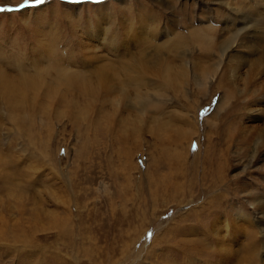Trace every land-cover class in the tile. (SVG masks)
<instances>
[{
    "label": "rangeland",
    "instance_id": "1",
    "mask_svg": "<svg viewBox=\"0 0 264 264\" xmlns=\"http://www.w3.org/2000/svg\"><path fill=\"white\" fill-rule=\"evenodd\" d=\"M0 264H264V0L0 12Z\"/></svg>",
    "mask_w": 264,
    "mask_h": 264
},
{
    "label": "snow or ice",
    "instance_id": "2",
    "mask_svg": "<svg viewBox=\"0 0 264 264\" xmlns=\"http://www.w3.org/2000/svg\"><path fill=\"white\" fill-rule=\"evenodd\" d=\"M44 2H45V0H24V3L20 4L17 9L0 7V12H4V11L11 12L14 10H20V9H24L26 7H31L33 4L39 5V4H43ZM81 2H83V0H81ZM92 2L93 3H99V2H101V0H92Z\"/></svg>",
    "mask_w": 264,
    "mask_h": 264
},
{
    "label": "bare ground",
    "instance_id": "3",
    "mask_svg": "<svg viewBox=\"0 0 264 264\" xmlns=\"http://www.w3.org/2000/svg\"><path fill=\"white\" fill-rule=\"evenodd\" d=\"M242 10V9H241ZM245 10V9H244ZM256 10V9H255ZM247 11V10H246ZM245 12V11H244ZM250 12V11H249ZM243 20H245L244 18H242ZM26 79V78H25ZM35 81V80H34ZM27 82V81H26ZM36 83V82H35ZM34 84V83H33Z\"/></svg>",
    "mask_w": 264,
    "mask_h": 264
}]
</instances>
